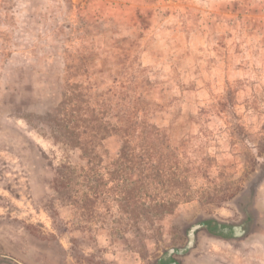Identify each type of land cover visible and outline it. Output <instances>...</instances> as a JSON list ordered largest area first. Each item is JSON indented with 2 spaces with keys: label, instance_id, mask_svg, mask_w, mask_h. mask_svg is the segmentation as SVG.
<instances>
[{
  "label": "rangeland",
  "instance_id": "rangeland-1",
  "mask_svg": "<svg viewBox=\"0 0 264 264\" xmlns=\"http://www.w3.org/2000/svg\"><path fill=\"white\" fill-rule=\"evenodd\" d=\"M263 170L264 0H0V264H264Z\"/></svg>",
  "mask_w": 264,
  "mask_h": 264
},
{
  "label": "water",
  "instance_id": "water-1",
  "mask_svg": "<svg viewBox=\"0 0 264 264\" xmlns=\"http://www.w3.org/2000/svg\"><path fill=\"white\" fill-rule=\"evenodd\" d=\"M263 176H264V170L261 172L260 176L256 179H254L248 186V188L245 190V192L238 198V202H240L242 200V197L245 196L246 194L250 193L252 190L255 191L257 190V188L259 187L261 181L263 180ZM228 234H232L235 236H241L243 235V231L240 229H235L233 232H226V235ZM195 241V231L192 232L191 236H190V247L193 245ZM173 264H177V263H173Z\"/></svg>",
  "mask_w": 264,
  "mask_h": 264
},
{
  "label": "flooded vegetation",
  "instance_id": "flooded-vegetation-1",
  "mask_svg": "<svg viewBox=\"0 0 264 264\" xmlns=\"http://www.w3.org/2000/svg\"><path fill=\"white\" fill-rule=\"evenodd\" d=\"M213 225V227H214V230H215V232L216 233H219V234H222V232H223V234L225 235V233L226 232H229L230 230L232 231H234L235 229H239V227H235V226H225V227H222L220 224H219V226L218 227H216L214 224H212ZM202 226L201 225H197L193 230H192V232L193 231H196L197 230V228L199 229V228H201ZM242 227V226H241ZM243 228V227H242Z\"/></svg>",
  "mask_w": 264,
  "mask_h": 264
},
{
  "label": "trees",
  "instance_id": "trees-1",
  "mask_svg": "<svg viewBox=\"0 0 264 264\" xmlns=\"http://www.w3.org/2000/svg\"><path fill=\"white\" fill-rule=\"evenodd\" d=\"M167 263H168V262H167ZM167 263H166V264H167ZM170 264H171V263H170Z\"/></svg>",
  "mask_w": 264,
  "mask_h": 264
}]
</instances>
